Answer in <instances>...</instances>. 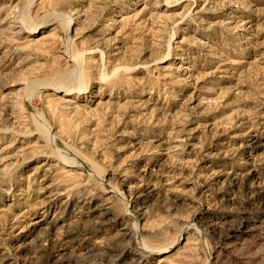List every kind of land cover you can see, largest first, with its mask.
<instances>
[{
	"label": "rangeland",
	"instance_id": "374dc122",
	"mask_svg": "<svg viewBox=\"0 0 264 264\" xmlns=\"http://www.w3.org/2000/svg\"><path fill=\"white\" fill-rule=\"evenodd\" d=\"M0 264H264V0H0Z\"/></svg>",
	"mask_w": 264,
	"mask_h": 264
},
{
	"label": "bare ground",
	"instance_id": "6f19581e",
	"mask_svg": "<svg viewBox=\"0 0 264 264\" xmlns=\"http://www.w3.org/2000/svg\"><path fill=\"white\" fill-rule=\"evenodd\" d=\"M22 20L25 22V24H29L28 22H29V16H28V8L27 9H25V11H23V13H22ZM69 50V53H71L72 54V56H73V58H74V60L77 62L78 61V59H80L81 58V56L78 54V53H74L73 51H72V49L71 48H69L68 49ZM75 63V62H74ZM78 63V62H77ZM57 86H61V87H63V88H65V89H67L69 86L68 85H66L65 83H63V82H60ZM139 216H141L140 218H139V220H141V219H143V215H142V213H139L138 214ZM96 220V219H95ZM95 223V222H94ZM97 224H99V223H97ZM101 224V223H100ZM99 224V225H100ZM127 226V225H126ZM126 226H123L122 228H121V231L122 232H120V235H122L123 237H126V238H128V240H129V242H132L133 243V245H135V246H137L138 247V245H139V243L137 242V230H134V229H130V228H132V227H130V228H128V227H126ZM96 227H98V226H96ZM127 240V241H128ZM131 245V244H130ZM146 248H143V251L145 250ZM228 254H230V252H228ZM227 254V255H228ZM230 263V262H229Z\"/></svg>",
	"mask_w": 264,
	"mask_h": 264
}]
</instances>
